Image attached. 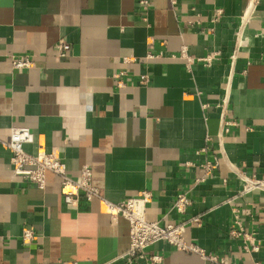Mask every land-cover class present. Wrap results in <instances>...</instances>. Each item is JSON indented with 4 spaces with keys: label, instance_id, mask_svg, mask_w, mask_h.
<instances>
[{
    "label": "crops",
    "instance_id": "obj_1",
    "mask_svg": "<svg viewBox=\"0 0 264 264\" xmlns=\"http://www.w3.org/2000/svg\"><path fill=\"white\" fill-rule=\"evenodd\" d=\"M182 47L217 54L188 69ZM23 55L30 66L13 68ZM11 127L29 128L24 149L61 158L75 179L90 165L105 199L149 190L148 220H186V239L206 252L264 264V191L241 193L239 177L264 178V0H0V139ZM214 156L217 167L193 185ZM182 190L183 214L171 209ZM102 208L97 198L64 203L54 173L44 188L15 175L0 145V264H124L128 221ZM233 209L246 237L231 234ZM23 227L38 237L23 241ZM130 264L209 263L159 240Z\"/></svg>",
    "mask_w": 264,
    "mask_h": 264
},
{
    "label": "built area",
    "instance_id": "obj_2",
    "mask_svg": "<svg viewBox=\"0 0 264 264\" xmlns=\"http://www.w3.org/2000/svg\"><path fill=\"white\" fill-rule=\"evenodd\" d=\"M141 3L146 4L147 0H141ZM222 13V9L214 11V19H218ZM244 16L241 17V24L238 32L240 34L243 28ZM55 49L59 57H63L70 49V42L64 38L59 39L55 44ZM217 53H212L204 57H194L187 53L186 47L180 49L179 56L184 58L185 66L190 69L194 62L202 61L205 64H210L215 59ZM149 58L155 55L149 53ZM11 64L15 69L29 67L31 59L26 56H12ZM147 75H141L140 81L145 83ZM122 83H119L121 86ZM232 125L231 121L221 118V127L223 133L229 130ZM34 140V135L27 127H11L9 138L7 140L0 139V145L10 152V163L12 171L15 175L23 178L24 180L34 184L38 188H44L46 183V175L48 172L54 173L60 178V193L64 203L69 206L77 207L81 199L87 201L97 198L103 204V210L111 215L113 219L124 217L129 225V246L118 257L125 259L124 264H130L137 259L145 257V249L153 243L162 240L170 244L176 250L185 251L189 253H196L202 259L206 260L209 264H230L223 257L206 252L202 247L195 242L186 239L185 229L187 221L179 223H162L159 220H148L146 218L147 204L152 201V193L149 190H142L136 196L128 197L119 202H112L102 197L97 187L92 182V170L90 165L82 163L79 168V177L77 179L71 177L67 173L65 162L53 155L52 153L39 148L36 153L32 154L24 149L26 143ZM218 165L217 157L214 156L213 160L205 161L202 166L204 174L196 177L193 185L203 182L206 177ZM243 184L241 193H249L254 189L264 191V178L255 175H247L244 172L239 174ZM191 204V199L187 192L179 191L173 202L171 209L177 213H185L188 206ZM232 215V235L243 234L241 222L239 220L238 211L233 209ZM189 220L200 223L198 216L191 217ZM38 237L37 233L31 227H23L21 231V239L27 243L34 241ZM253 250H257L258 246L253 245ZM160 255H153L150 259L153 262L160 261Z\"/></svg>",
    "mask_w": 264,
    "mask_h": 264
}]
</instances>
